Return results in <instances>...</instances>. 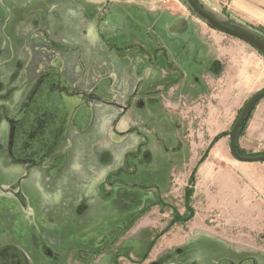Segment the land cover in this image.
Returning a JSON list of instances; mask_svg holds the SVG:
<instances>
[{
  "label": "rangeland",
  "instance_id": "374dc122",
  "mask_svg": "<svg viewBox=\"0 0 264 264\" xmlns=\"http://www.w3.org/2000/svg\"><path fill=\"white\" fill-rule=\"evenodd\" d=\"M164 2L171 10L179 7L185 15L189 14V19L192 18L191 21L185 20L181 31L172 28L173 20H159L161 14L157 17L150 7H154L156 2L139 5L126 0L109 4L104 1L98 6L100 15L96 34L112 45L107 47L109 54L102 60L109 65L125 67L126 72L131 69L134 84L138 87L134 96L127 97L125 108L121 106L125 102V93L133 86L131 80L122 85L111 80L108 99L111 98L114 104L92 100L94 105L90 110L95 114V139L103 130V120L111 119V132L98 144L99 148L111 154L109 163L99 165L97 159L89 155L90 167L82 170L79 176L43 181L42 184L46 182L47 186L36 190V195L30 197L34 202L31 206L24 179L7 185L0 177V196L8 195L11 201L0 206V242H13L25 254L27 248L30 249L26 254L28 264H156L166 261L167 264H195L189 261L186 249L189 237L198 236L196 229L189 237L185 230H176L179 244L187 239L180 247L181 253L179 248L169 254L162 253V250L154 253V244L160 236L167 238V232L174 224L186 222H172L174 211L184 206L186 187L193 189L189 198L193 217L202 213L205 199L204 187L200 186L198 161L209 155L211 149L212 155L222 158L221 165L216 164L219 172L235 164L233 159L240 165L246 163L247 169L240 166L232 173L235 178L233 188L238 189L235 206L238 205L241 211L244 202L257 204V209L264 211V162H241L234 158L229 152V135L213 140L217 134L231 130L246 101L264 88V56L245 41L211 28L193 13L185 0H163L160 4ZM104 3L108 7L102 12ZM217 6V19L229 26L247 29L264 39L263 26L247 22L239 24L235 18L232 19L230 10L227 11V4ZM134 15L139 18L136 22ZM160 45L166 47V54ZM73 55L78 58L77 52ZM211 57L212 63L209 62ZM78 60H73V65L79 74L82 67ZM68 83L72 86L70 81ZM197 83L201 91L184 94L188 87ZM172 84L181 88L180 91L185 90L180 95L177 93L174 101L170 99L167 107L164 92ZM131 124L138 128L133 135L126 137L128 132L120 134L126 128L129 131ZM58 141L50 151L55 149ZM236 147L243 155L264 154V97L252 110L237 138ZM184 156L195 159L190 170V164L186 169L182 163L186 160ZM226 157L232 160L228 162ZM123 167L122 184L116 183L112 176L113 183L110 184L107 176ZM108 169L110 172L103 176V171ZM194 169L190 184L185 174L189 171L190 176ZM3 171L0 166V173ZM116 184L126 191L121 193L114 187L107 190L106 185L112 187ZM158 189L163 195V191H167L165 200L171 205L160 204L163 208L160 213H168L163 216L167 225L160 232L154 224L145 225L147 218L154 220V214H148L154 203H149L159 197ZM43 200L50 205L43 206ZM138 206L144 208L134 211ZM184 213L185 207L181 215ZM207 214L211 215L208 216L210 223H219L217 220L211 222L215 221L212 215L221 219L219 215L214 212ZM142 215L144 217L139 220ZM244 217L240 213L239 220ZM259 219L264 224V212ZM224 228L234 238L238 235L247 241L254 240L257 246H264V240L259 238L264 235V228L261 232L252 230L247 224L237 227L226 225ZM166 238L157 246L158 249L166 248ZM250 262L260 263L257 260Z\"/></svg>",
  "mask_w": 264,
  "mask_h": 264
},
{
  "label": "crops",
  "instance_id": "0c3cea01",
  "mask_svg": "<svg viewBox=\"0 0 264 264\" xmlns=\"http://www.w3.org/2000/svg\"><path fill=\"white\" fill-rule=\"evenodd\" d=\"M104 1L109 4L120 0H0V166L4 169L0 177L7 185L13 184L15 180L24 179L30 206L34 203L30 197L36 195L35 191L46 188L47 184L46 182L42 184L43 181L50 178L56 181L65 177L69 179L71 175L79 176L82 170H88L89 155L94 156L99 165L109 163L111 154L99 148L98 144L101 138L107 137L108 132H111V119L103 120V130L100 131L98 139H95L93 135L95 114L90 110L94 105L92 100L114 104L110 101L111 98L108 99L111 80H115L113 83L118 85L130 83V80L133 84L125 93V102L121 108H125L128 105V98L137 92L138 87L134 84L135 78L131 76V69L126 72L125 67L109 65L102 60V57L109 54L110 49L107 47L112 46L104 38H98L96 34L99 24L97 19L100 15L99 5ZM126 1L139 5L156 2L154 7L150 5L154 9V14L157 17L161 14L159 18L161 21L173 20L171 26L178 31L184 29L186 19L188 21L192 19H189V14L185 15L179 7L171 10L166 2L160 4L163 0ZM198 1L215 16H218L215 14V9L218 10L217 4L220 6L227 4V11L230 10L232 19L235 18L237 23L247 22L264 27V0ZM108 4L103 6L102 12L107 9ZM156 11H159L158 14ZM133 19L135 22L139 20L137 15H134ZM167 26H170L169 23ZM160 48L163 53H167L164 45H160ZM76 52L78 58L73 55ZM79 57L82 61L78 60ZM75 59L81 63L82 69L79 74L73 65ZM209 62L212 63V57ZM199 88L200 85L197 83L193 87H188L187 91L183 89L186 92L184 93L177 85H169L164 92L167 99L165 105L169 107L170 99L174 101L177 93L191 95L195 91H201ZM194 95L195 93L192 94ZM126 129L120 131V134L128 132L126 137H130L138 128L131 124L130 130ZM57 139H59L57 146L50 151ZM140 149L138 151H141ZM212 152L211 149L208 152L210 154L205 156L198 167L200 186L204 187L202 193L205 205L201 208L202 213L182 225L174 224L168 230L167 238L154 236V240L156 238L154 253L162 250V253L169 254L178 248V252L181 253L180 247L187 239L179 244L176 230H185L189 237L196 229L199 231L198 236L189 237L187 243L186 253L190 255L189 261H194L195 264H233V261L235 264H250V261L257 260L259 264H264V246H257L254 240L247 241L238 235L234 238L232 237L234 235L224 228L226 225L237 227L239 224H247L252 230L259 232L264 228V224L259 222L264 211L257 209V204L244 202L241 211L238 205L235 206L238 189L233 188L235 178L232 173L240 166L247 169L246 163L240 165L239 161L233 159L235 164L219 172L216 164L221 165L222 158L212 155ZM184 158L186 160L182 163L187 166L186 169L190 164L188 168L190 170L195 159L193 156ZM226 159L228 162L232 160L228 157ZM109 170L103 171L105 172L103 176ZM188 174L189 171L185 174L186 179L189 177ZM118 179H123L121 174ZM27 180L29 183H26ZM38 184L40 186H37ZM120 184L106 187L109 191L114 187L124 193L126 189ZM99 188H102V184ZM166 192L163 191V195L159 190V197L149 203V205L154 203V207L148 212L154 214V220L147 218L145 225L154 224L158 232L167 225L163 216H167L168 213L164 211L160 213L163 209L161 205L171 206L165 200ZM0 197V206L11 202L8 195ZM42 204L45 207L50 205L48 202L45 203V200ZM168 206L166 209L170 213L171 209ZM141 207L138 206L134 211ZM177 211L181 214L184 206ZM207 212L219 215L221 219L212 215L215 221H211L217 220L219 223H210L208 216L211 215ZM240 213L245 215L243 218L245 221L239 220ZM143 217L140 216L139 220ZM171 235L172 237H169ZM164 238L167 239L166 248L158 249L157 246L163 243ZM259 238L264 240V235H260ZM6 247L22 255L28 264L26 254L30 249L27 248L25 254L24 250L13 242H0V249ZM164 263L167 264V261L156 264Z\"/></svg>",
  "mask_w": 264,
  "mask_h": 264
},
{
  "label": "water",
  "instance_id": "95a60500",
  "mask_svg": "<svg viewBox=\"0 0 264 264\" xmlns=\"http://www.w3.org/2000/svg\"><path fill=\"white\" fill-rule=\"evenodd\" d=\"M185 2L187 3L188 7L193 11V13L197 17L205 21V23L209 25L211 28H214L225 34H228L230 36H233V37H236L238 39L245 41L246 43L254 47L261 55L264 56V39L263 38L250 32L247 29L233 26V25L231 26L226 25L224 22L217 19L213 13L208 11L198 0H185ZM263 97H264V88L254 93L246 101L239 115L235 119L231 130L228 133L229 152L234 158L240 161L264 162V154L256 155V156L243 155L237 151V147H236L237 135H238L241 125L243 124L245 118L247 117V114L250 112L252 107Z\"/></svg>",
  "mask_w": 264,
  "mask_h": 264
},
{
  "label": "trees",
  "instance_id": "16d2710c",
  "mask_svg": "<svg viewBox=\"0 0 264 264\" xmlns=\"http://www.w3.org/2000/svg\"><path fill=\"white\" fill-rule=\"evenodd\" d=\"M256 51H257V50H256ZM257 103H258V102H257ZM257 103H256V104H257ZM256 104H255V105H256ZM255 105L252 107V109L250 110V112L247 114V117L245 118L243 124L241 125V127H240V129H239V132H238L237 138H238V136L240 135L241 131L243 130V127H244V125H245L247 119L249 118V116H250L252 110L254 109ZM228 133H229V131H228V132H221V133L217 134L213 140H216V139L219 138V137H222V136L228 135ZM236 141H237V140H236ZM211 144H212V143H211ZM202 161H203V158L200 159V160L198 161V165H199ZM195 169H196V168H195ZM195 169L192 171V173L190 174V176H189V178H188L190 184H192V181H193V175H194V173H195ZM124 170H125L124 167H123V168H119L117 171L110 173V174L107 176V179H106V180H107L110 184H112L113 182L111 181V178H110V177L112 176V177H115V182H120V180L118 179V176H119ZM111 182H112V183H111ZM140 186H145V185H140ZM192 191H193L192 187H186V188H185V190H184V207H185V213L181 215V214H179V213L175 210V211H174V214H173V220H172V222H185V221H187V220H189V219H191V218L193 217V211H192L191 206H190V204H189V198H190V196H191V194H192Z\"/></svg>",
  "mask_w": 264,
  "mask_h": 264
},
{
  "label": "flooded vegetation",
  "instance_id": "af4514ba",
  "mask_svg": "<svg viewBox=\"0 0 264 264\" xmlns=\"http://www.w3.org/2000/svg\"><path fill=\"white\" fill-rule=\"evenodd\" d=\"M23 260L22 255L10 247L0 249V264H26Z\"/></svg>",
  "mask_w": 264,
  "mask_h": 264
}]
</instances>
